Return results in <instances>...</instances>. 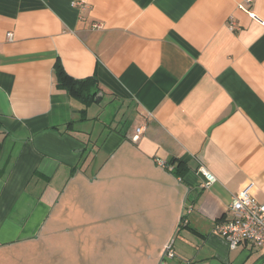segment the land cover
<instances>
[{"label": "crops", "instance_id": "0c3cea01", "mask_svg": "<svg viewBox=\"0 0 264 264\" xmlns=\"http://www.w3.org/2000/svg\"><path fill=\"white\" fill-rule=\"evenodd\" d=\"M243 3L0 0V264H43L37 240L72 213L81 264H160L171 241L166 264H264L216 231L233 195L264 203V24ZM58 62L100 102L59 89Z\"/></svg>", "mask_w": 264, "mask_h": 264}, {"label": "built area", "instance_id": "2783aa9c", "mask_svg": "<svg viewBox=\"0 0 264 264\" xmlns=\"http://www.w3.org/2000/svg\"><path fill=\"white\" fill-rule=\"evenodd\" d=\"M254 0H244V3L239 5L240 9L250 15L251 18L264 24L251 10ZM74 7L78 6L86 8L84 3H74ZM95 28H101L96 25ZM231 30L236 31L237 25L232 22L230 25ZM8 40H13V34H8ZM143 133V128L136 130L134 140H138ZM162 167H166L163 162H158ZM170 169V167H169ZM172 171V169H170ZM198 174L204 179L202 184L203 188H209L217 183L216 176L209 171L205 164L200 163ZM191 210H188L190 214ZM229 212L231 217L221 222L216 231L227 243L230 250L238 249L242 244L250 243L256 248H264V203L258 202L256 198L249 192L244 190L238 194L233 195L231 204L229 206ZM186 224L187 220H182V224ZM174 242L171 241L163 252V258L160 264H166V259H172L174 257L173 251Z\"/></svg>", "mask_w": 264, "mask_h": 264}, {"label": "rangeland", "instance_id": "374dc122", "mask_svg": "<svg viewBox=\"0 0 264 264\" xmlns=\"http://www.w3.org/2000/svg\"><path fill=\"white\" fill-rule=\"evenodd\" d=\"M71 215L72 216L69 217L67 223H62L61 225L60 224L54 225V223L52 224V229L55 228V231L53 230L51 237L45 238L43 237L44 234H42V237L39 240H37L38 241L37 243L40 242L41 244L38 247H42L37 258L38 259L44 258L43 264H81L77 260L78 257L77 253L75 255V249L77 247V243L81 244V240H82L85 243V247H89L90 246L89 242L91 238H85V239L77 238L76 230L78 224L76 223V216H75L76 214L72 213ZM84 225L85 226L82 227L84 231H87L86 228H88L89 231H91L90 228L92 227V224H89L88 222ZM119 225L120 227H123L122 230L125 233H127V221H125L124 223H120ZM101 226L103 227L105 226L108 228V230H111L110 227L113 226V224H111V222L102 223ZM119 245L120 247H124L127 250V238H125L124 240H120Z\"/></svg>", "mask_w": 264, "mask_h": 264}, {"label": "trees", "instance_id": "16d2710c", "mask_svg": "<svg viewBox=\"0 0 264 264\" xmlns=\"http://www.w3.org/2000/svg\"><path fill=\"white\" fill-rule=\"evenodd\" d=\"M55 77L58 88L65 91L69 97L82 103L85 107L88 108L100 102V85L96 78L74 79L65 72L63 66L59 62L55 66ZM85 114L86 110L83 111V116ZM181 167L182 164L176 167V175L182 174Z\"/></svg>", "mask_w": 264, "mask_h": 264}]
</instances>
